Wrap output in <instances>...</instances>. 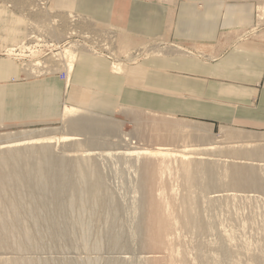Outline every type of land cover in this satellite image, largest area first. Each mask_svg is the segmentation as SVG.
I'll use <instances>...</instances> for the list:
<instances>
[{"label":"rangeland","instance_id":"374dc122","mask_svg":"<svg viewBox=\"0 0 264 264\" xmlns=\"http://www.w3.org/2000/svg\"><path fill=\"white\" fill-rule=\"evenodd\" d=\"M61 1L49 0L47 6L51 12H47L36 10L40 8L35 0H0V43L7 57L14 59L16 53L11 50L26 41L31 20L49 24L46 30L59 42L53 48L41 49V58L46 54L54 56L66 44L78 40L86 41L72 45L79 56L91 49L95 51V46H98L97 52L86 54L105 57L112 64L115 59L128 61L126 56L136 58L138 62L146 56L195 55V52L207 54L209 51L205 45L134 39L85 18L83 20L88 21V26L96 31L94 33L89 27L91 31L88 29L85 33H93L94 37L99 35L100 42L78 36L66 39L70 19L59 8ZM145 1L168 5L170 18L173 19L176 7L188 0ZM228 1L251 3L256 18L253 27L227 34L223 40L225 46L246 41L247 46L252 44L250 47H253L264 42V19H260L258 10L262 2ZM203 4L200 2L199 7L202 8ZM53 18L60 22L51 25L49 20ZM81 45L85 47L84 50ZM210 51L213 52V47ZM35 71L32 70V74L37 76L41 70ZM25 77L23 73L17 80L24 81ZM82 98L86 96L82 95ZM93 105L90 103L84 108L109 117L95 115L117 125L115 133L85 132V128L84 131H76L59 119L0 128V140L31 131H42V134L50 132L58 137L66 133L76 138L57 146L56 142L43 144L47 145L45 148L48 150L45 157L38 154L40 146L32 149V145H27L17 148L20 151L15 152L18 156L15 161L0 162V264H148L151 260L165 264H169L168 260L171 264H264L263 131H247L182 115L173 118L175 116L169 117L161 112L124 108L125 112L129 110L139 117L135 120L121 112L123 107L119 106L112 113H102L95 110ZM154 126L186 132L181 136L183 138L174 143L168 142V135L164 132L165 137L157 141L150 133ZM199 127L209 131L201 139L196 138ZM185 136L190 140L192 138V141L185 139ZM208 143L215 145V149L193 150L194 153L184 150ZM129 146L165 147L175 152L184 150L185 154L193 153L189 155V160L202 164V170L194 173L195 186L190 193L180 169H177L180 165L175 159L179 158L151 159L154 165L164 164L155 181L154 195L158 201L166 202L170 219H176L180 226L177 225L174 234L170 235L171 244L161 251L149 250L143 233L149 203L146 201L147 186L142 184L141 165L149 160L140 157L138 161L142 162H138L136 157H125L122 153ZM3 151L7 150H0V157L5 155ZM38 160L41 168L36 166ZM83 161L90 165L83 168L84 174L79 175L75 164ZM169 166L171 170H168ZM40 171L43 175L39 177ZM188 194H192L195 207L186 218L182 201ZM190 220L192 227L184 223ZM182 256L187 257L186 261H182Z\"/></svg>","mask_w":264,"mask_h":264},{"label":"crops","instance_id":"0c3cea01","mask_svg":"<svg viewBox=\"0 0 264 264\" xmlns=\"http://www.w3.org/2000/svg\"><path fill=\"white\" fill-rule=\"evenodd\" d=\"M58 6L68 17L83 16L134 39L205 45L209 51L146 56L142 63H125L124 73L105 57L84 53L69 82L57 76L18 81L20 64L0 43V128L64 121L68 108L109 118L84 108L93 103L102 113L120 106L264 132V42L253 47L223 42L227 34L255 25L251 3L188 0L176 7L173 19L168 5L145 0H62Z\"/></svg>","mask_w":264,"mask_h":264},{"label":"bare ground","instance_id":"6f19581e","mask_svg":"<svg viewBox=\"0 0 264 264\" xmlns=\"http://www.w3.org/2000/svg\"><path fill=\"white\" fill-rule=\"evenodd\" d=\"M45 1L46 0H35L36 5L41 9L40 10V9L36 8V10L48 11L47 3L49 0H47V2L44 3ZM260 2H262V4L259 5V8H258V10L260 12V19H262V18L264 19V0H260ZM30 10H35V9L30 8ZM68 18L70 19L69 29H68V32L66 33V36L64 38L71 39L72 36H78L79 38H82L85 40H91V39L98 40L99 35H97V37H94L93 35H95V34H93V33H85V31H89L90 30L89 27H91V26H88V21L83 20L85 17L70 15ZM85 19L88 20L87 18H85ZM58 22H60V21L56 19V20H52L50 22V24L56 25V24H58ZM45 25L46 24L38 23L37 21H33V20L31 21V32H30V36H29L28 40L34 38V40L39 43L40 49L44 48V47H46V48L52 47L53 48L56 45H58V43H59L57 41V39L54 37V35H52V33H49V30L48 31L46 30V28H48L47 25H49V24L46 25L47 27ZM92 31L94 33L96 32L93 30V28H92ZM45 34H47V35H45ZM100 36H103V35L101 34ZM28 40H26V41H28ZM98 41L100 42V40H98ZM25 42H23L22 45L17 46V48L20 51V53L23 54V56H28V59H29V55L27 54V44H26L27 42L26 43ZM83 42H86V41L78 40V41L70 42V43L66 44L59 53H55L54 56L52 55V56L42 57L43 59L40 58L39 61H34V62H32V60H30V59H34V58L39 57L40 53L36 52V51H31L30 59L28 61L27 60H25L23 62L18 61L20 64V67H21V75L23 73H25L27 76V77H25V79H28V78H43V77H52V76L60 77V75L62 73H65L66 79H64V80L62 79V80L65 82H69L70 75H71L76 63L78 62V58H79V55L77 54V52H75L73 50L74 47H72V45H74L75 43L83 44ZM93 46H95V45H93ZM97 47L98 46H95V51L94 50L92 51V49H91L86 53L97 52V50H96ZM81 48L83 50L85 49L84 46H82ZM152 48H154V47H152ZM13 51H15V49ZM141 53H142V50H141ZM147 55H149V54H147ZM94 56H96V55H94ZM131 58L127 57V59H129L128 61L123 60V59H115V63L113 64L114 70L119 72V73H124L127 69V66H126L127 64H125V63L136 62V60H135L136 58L135 59H131ZM139 58H140V56H139ZM35 69H36V71L38 69L41 70L40 72L38 71L39 74L37 76H35L36 74H32V70H35ZM123 111H124L123 114L127 115V117H129V118L132 117L135 120L139 119V117H137L136 114L129 112V110L128 111L126 110V112H125V110H123ZM84 113H86V112L78 110V109H74V108H68V110L66 111L65 117H64V122L69 124L70 129H74L76 131H82L85 128V132L86 131H91V132H96V131L100 132L101 131L103 133L106 132L108 134H113L118 130L117 125H115V124H113L107 120L97 118L95 115L91 116V115L84 114ZM103 118H105V117H103ZM163 132L168 135V138H167L168 142L174 143V142H177L179 138H183L181 136H183V134L185 135L184 132H186V131L185 130L162 129V127H155V126L150 131V133H152V135H154V137L157 139V141H161L163 139V137H165ZM189 133L191 134V132H189ZM197 133L198 134H196V138L199 137L201 139L202 137L206 136L207 133H209V131L205 127H199L197 129ZM192 136H194V135H192ZM245 138H247V137H244V139ZM185 139L192 141V138L190 140V139L186 138V136H185ZM73 140H76V138H74V136L66 134V133L65 134L63 133L60 137H58V136H56V134L50 133V132L48 134H44V133L42 134V131H31L29 133H24L21 135L10 136V137H7L6 139L0 140V150H3V149L7 150L5 152L4 151L2 152V154H5V155L0 157V162L2 163V162H8V161H11V162L15 161L18 158V156L15 155V152L20 151V149H17L19 147L32 145L31 148L34 149L35 146H40L39 149L41 151L38 152V154L44 155L43 157H45V155H47V153H48V150L45 148V146H47V145H43V144L56 142L55 145L57 146V145H60L61 143L65 142V141H73ZM214 146L215 145L208 143L205 145H199L198 147H193V149H190V150H188L189 148H184V150L186 152H190L193 150H195V151H200V150L209 151V150H214L215 149ZM201 147H203V148H201ZM175 151L170 150L169 148H165V147H156V148L152 149V148H142V147L139 148V147H130L129 146V147L125 148L123 153H122L123 155H125V157H136L137 158L136 161H138V159L140 157H145L146 159L148 158V160H149L146 162H142L140 160L138 161V162H142V165H141L142 171H143L142 184L144 186H147L146 187V194H147L146 201L149 203V204L147 203L149 205V214L147 213L144 217L145 221H144L143 233L146 236V244L145 245L149 250L157 249V250L161 251V250L166 249L171 244L170 235L174 234L176 227L179 223V222H177L176 219L175 220L170 219L171 215L169 213V210L167 209L168 207H167L166 202L164 200L158 201L154 195L157 177L159 176V173H160V170H162V167H164V164L163 163H157L156 165H154L153 164L154 162H152L151 159L152 160L153 159H165V158H172V157L173 158H179V159H175L176 160L175 162H179V165H180L179 167L177 166V169L178 168L180 169V172L184 178L185 187L187 190H189V192L192 191L194 186H195L194 173L199 171V170L200 171L202 170V168H201L202 164L201 163L199 164V163H196V162L189 160L191 158V156L189 157V155L190 154L192 155L195 151H193V153H187V154H185L186 152H183V151H181V152H175ZM29 152H31V151H29ZM32 153H35V152H32ZM117 154H119V152ZM39 160H38V163L36 166H39L41 168V163L39 162ZM89 165L90 164L88 162L83 161L80 164H75V167L79 171V175H82V174H84L83 168L86 166L88 167ZM169 169H170V166L168 167V170ZM42 175L43 174H41V171H40L39 177ZM178 178H180V177H178ZM170 179H172V178H170ZM182 182L183 181H181V183ZM238 182H240V180H238ZM164 186H166V184ZM168 186H170V185H168ZM183 195L185 196V194H183ZM183 199H184V201L181 200L183 202L182 207L184 208V209L183 208L182 209H183V211L185 210L184 211L185 213L184 212L183 213L185 214V217L188 218L190 216V213L193 211V208L195 207L193 205V196H192V194H190V195L188 194V196L186 198H183ZM182 209H181V212H182ZM177 219L181 220L182 218L180 219L177 217ZM184 223L186 226L189 227V226H191V223H193V222L190 220V221L184 222ZM182 225H184V224H182ZM185 225H184V227L188 229V227H186ZM184 231H185V229H184ZM185 259H187V257L185 258V256L184 257L182 256V261H184ZM153 261L154 260H151L150 263H148V264H165L163 262H153ZM168 262H169V264H171L170 260H168ZM186 263L188 264V262H186ZM183 264H185V262Z\"/></svg>","mask_w":264,"mask_h":264},{"label":"built area","instance_id":"2783aa9c","mask_svg":"<svg viewBox=\"0 0 264 264\" xmlns=\"http://www.w3.org/2000/svg\"><path fill=\"white\" fill-rule=\"evenodd\" d=\"M27 54L29 55V59H30V55H31V51H36L37 50V52H39V51H41V49H43V48H39V43L38 42H36L35 40H34V38H32V39H30V40H28L27 41ZM44 48H46V47H44ZM16 54L14 55V59L15 60H17V61H19V62H23V61H25V60H29L28 59V56H23V54H21L20 53V51L18 50V48L17 49H15V51H14ZM50 54H46V56L45 57H47V56H49ZM40 58L41 57H39V59H33V61L32 62H34V61H39L40 60ZM31 60V59H30ZM60 77H63V78H61V79H66V76H65V73H62L61 75H60Z\"/></svg>","mask_w":264,"mask_h":264}]
</instances>
